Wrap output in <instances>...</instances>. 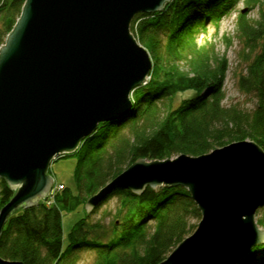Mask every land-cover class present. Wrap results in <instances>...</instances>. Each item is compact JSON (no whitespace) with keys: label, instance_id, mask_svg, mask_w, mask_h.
Masks as SVG:
<instances>
[{"label":"water","instance_id":"95a60500","mask_svg":"<svg viewBox=\"0 0 264 264\" xmlns=\"http://www.w3.org/2000/svg\"><path fill=\"white\" fill-rule=\"evenodd\" d=\"M169 1L25 0L0 47V177L14 190L0 208V233L11 214L50 194L55 158L73 153L100 122L131 111V92L152 66L131 20ZM161 185L187 188L201 219L157 264H235L264 241L255 220L264 204V150L255 141L173 159L138 157L89 196L84 211L114 188L141 194Z\"/></svg>","mask_w":264,"mask_h":264},{"label":"trees","instance_id":"16d2710c","mask_svg":"<svg viewBox=\"0 0 264 264\" xmlns=\"http://www.w3.org/2000/svg\"><path fill=\"white\" fill-rule=\"evenodd\" d=\"M25 0H0V46L20 17ZM236 0H170L161 11L138 12L130 31L148 50L152 66L144 84L131 93V111L103 121L70 155H77L75 192L61 189L38 204L8 217L0 233V258L23 264H79L92 251L90 264H157L191 234L201 212L183 186H146L141 194L114 188L90 212L73 221L65 237L63 215L84 207L138 157L163 159L175 154L199 155L235 140L255 141L264 150V7L253 23L239 14L249 48L255 50L242 88L253 89L254 111L224 104L226 57L210 39L207 24H219ZM179 96L178 104L174 98ZM63 155L60 157H65ZM58 157V158H60ZM50 170V169H49ZM50 172V171H48ZM56 183L54 182V185ZM0 177V208L12 196ZM115 199L114 210L93 219L100 206ZM257 212L264 226V204ZM235 264H264V241Z\"/></svg>","mask_w":264,"mask_h":264},{"label":"rangeland","instance_id":"374dc122","mask_svg":"<svg viewBox=\"0 0 264 264\" xmlns=\"http://www.w3.org/2000/svg\"><path fill=\"white\" fill-rule=\"evenodd\" d=\"M263 7L264 0H236L233 7L229 9V12L224 14L222 19L219 21V24H207V30L202 31L201 35H199L202 39L212 40L216 45L215 47L217 53L227 59V70L223 82V87L225 89L224 104L229 107H238V109H242L244 111H254L258 106V99L255 91H253V89H244L241 85V78L243 76L245 77L247 74V65L252 60L254 55L253 52L255 50L253 51L249 48V45H247L249 42L246 43L245 37L241 33V29L238 28V16L239 14H243L246 17V23H253L259 17L261 8ZM144 83L145 82L143 81L142 84ZM189 92L190 90H182V94L178 95L177 98H174V101L172 102L175 105L178 104L179 96L183 97ZM177 155L179 154H175L167 158L173 159L176 158ZM77 159V155L70 154L65 157H57L51 162L49 168L50 172H48L52 175L54 182L57 185L61 184L63 187L64 183L66 186L70 187L73 192L76 190L73 169L75 168ZM115 206V199H113L110 204L100 206L97 213L92 216L93 219L99 217L105 212V210H114ZM84 210V207H79L76 210L66 212L63 215L62 223L65 237L71 229L74 223L73 221L82 216L85 212ZM260 216L261 214L256 211L255 220L257 224L259 223ZM198 221L199 220H195L197 223ZM259 226L262 227L260 224ZM81 254L82 260L79 264H90L94 257V253L92 251H83Z\"/></svg>","mask_w":264,"mask_h":264},{"label":"built area","instance_id":"2783aa9c","mask_svg":"<svg viewBox=\"0 0 264 264\" xmlns=\"http://www.w3.org/2000/svg\"><path fill=\"white\" fill-rule=\"evenodd\" d=\"M61 188H62V185L61 184L60 185H57V186H54L52 188V190L50 191V194L53 193V191H55V189H61Z\"/></svg>","mask_w":264,"mask_h":264},{"label":"bare ground","instance_id":"6f19581e","mask_svg":"<svg viewBox=\"0 0 264 264\" xmlns=\"http://www.w3.org/2000/svg\"><path fill=\"white\" fill-rule=\"evenodd\" d=\"M54 186H57V184H55V185L53 184V187H54ZM51 194H52V193H51Z\"/></svg>","mask_w":264,"mask_h":264}]
</instances>
